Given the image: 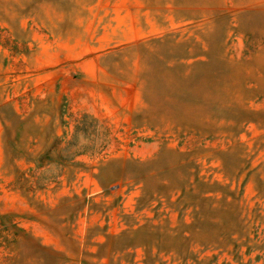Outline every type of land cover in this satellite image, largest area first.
<instances>
[{
  "label": "rangeland",
  "instance_id": "rangeland-1",
  "mask_svg": "<svg viewBox=\"0 0 264 264\" xmlns=\"http://www.w3.org/2000/svg\"><path fill=\"white\" fill-rule=\"evenodd\" d=\"M0 264H264V0H0Z\"/></svg>",
  "mask_w": 264,
  "mask_h": 264
}]
</instances>
